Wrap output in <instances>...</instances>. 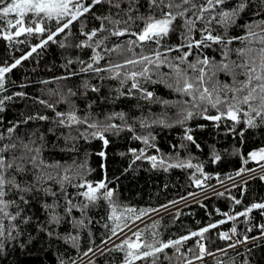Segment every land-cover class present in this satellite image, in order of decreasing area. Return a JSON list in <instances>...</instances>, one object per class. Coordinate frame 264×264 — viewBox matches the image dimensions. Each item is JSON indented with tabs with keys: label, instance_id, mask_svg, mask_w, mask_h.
<instances>
[{
	"label": "snow or ice",
	"instance_id": "1",
	"mask_svg": "<svg viewBox=\"0 0 264 264\" xmlns=\"http://www.w3.org/2000/svg\"><path fill=\"white\" fill-rule=\"evenodd\" d=\"M89 16L99 21V27L87 29L86 20ZM241 20L245 22L240 23ZM0 21L6 23L0 31L6 40L11 41L21 35L41 37L40 43L32 46L30 51L10 66H0V92L6 90L7 73L21 65L37 49L45 48L52 42L59 43L61 48L74 46L78 49H91L92 55L88 61L68 59L67 65L79 63L81 73L91 72L98 76L100 73H107L99 78L119 81L116 99L125 97L137 101L134 107L141 112L139 116L114 111L104 113L101 118L93 111L94 101L88 103L87 110L81 113L71 99L76 96L71 89L66 94L60 93V98L55 103L39 100V103L54 113V117L37 114L29 116L24 123L31 120L51 121L52 126L47 129V133L55 141H63V146L59 148L62 153L77 152L79 141L90 143L92 140H100L107 148L110 143L109 134L119 136L122 132L133 133V139L141 141L146 148H155V136L150 129L171 128L177 124L185 127L183 139L199 149L200 144L194 139L192 129L186 126L187 121L196 115L215 122L217 128L222 120L227 119L232 122L228 131L241 137L247 129L264 127V0H0ZM76 23L80 24L79 34L84 39L75 45L56 39L63 33L66 40L72 35V28ZM198 24L203 27L198 29ZM236 28L243 29L244 34L231 35ZM11 29L15 31H10ZM196 31L200 32L199 40L195 39ZM173 33L179 34L181 43L166 45V38ZM124 37L127 39L121 41ZM112 38H116L117 42L109 46ZM237 42L240 46L234 47ZM213 45L221 57L219 61L207 55H198L195 62L188 60L193 48L200 50L212 48ZM185 48L188 51H184ZM136 49L140 51L137 52ZM172 52L182 55L171 57L169 54ZM113 53L122 59L113 61ZM101 61H106V64L101 66ZM164 68L168 71H162ZM221 73L230 77L231 83L221 82ZM129 82L130 87H126ZM145 84H161L183 99H162L154 91L144 87ZM84 87L86 90L90 88L92 92H100L98 86L90 87L85 83ZM11 99V96L0 99V112L4 111L5 101ZM141 101L149 105L159 104L164 109L176 108L177 118L172 120L167 111L160 114L149 111L148 115H144ZM61 102L68 105L67 111L56 110V104ZM209 108L215 109L217 114L208 115ZM137 124L141 129L148 130L146 134H136ZM240 124L245 125V128L237 132L236 126ZM18 127V124L9 127L7 136L0 133V259L7 258L17 245L21 248L26 246L21 242V237L33 225L37 236L28 233L27 244L41 237L49 244L56 241L78 250L80 234L93 223L88 216L89 209L104 200L110 208L107 219L111 222L104 227L111 235L101 241L105 249L97 246L96 251L101 255L105 250H119L124 253L122 264H136L137 261L158 264L161 254L165 259H171L166 249L172 248L175 253L184 256L181 252L182 245L198 237V251L194 252V259L202 261L206 255H216L202 242L206 239L205 233L228 220H235L236 216H247L253 209H264V203H253L236 215L223 213L227 220L208 224L178 239L157 240L156 233H152L151 242L142 241L141 230L134 229L127 221L134 217V224L135 220L148 215L150 211H157L156 209L120 208L114 200L115 189L108 186L111 181L93 183L86 178L91 171L87 168L86 161L77 163L73 160L68 163L55 159L49 149L56 150L57 143L50 141L48 135L38 130L32 131L27 137L15 135ZM180 147L186 145L181 144ZM146 148L130 149L135 157L133 163L135 160H147L153 169L160 168L164 171L171 168H194L196 173L203 176L201 180L193 175V182L198 187L211 179L204 173L203 165H194L191 158L180 159L178 155L149 156L146 155ZM156 151L159 153L158 148ZM97 155L106 159L104 151ZM213 157L214 162L220 160L214 149ZM249 160L257 163L264 161V148L250 152L248 158L244 159V164ZM260 167L264 169V164H260ZM245 171L255 172V169L241 168L236 175L240 176ZM260 179L264 180V175ZM69 188L75 191L70 193ZM233 199L235 204L241 203V200ZM37 210L43 219L37 216ZM65 225L69 230L60 231ZM259 227V237L245 235L243 239L229 243L227 247L235 249L239 244H247L250 240L264 239V225ZM124 228L131 232L135 240L124 232ZM230 231L232 235L237 233L235 226ZM247 231L251 232L252 228ZM88 236H92L91 231ZM113 237L121 242H113V248H107ZM219 238L230 241L232 236L228 232H221ZM96 251L89 247L78 257L80 264H84V257H88L89 253L95 255ZM189 251L193 252L192 249ZM217 251L227 254V248ZM177 259L179 260V256ZM57 264H77V259H65L60 255L57 257ZM87 264L94 262L89 259ZM186 264H193V261L187 259ZM217 264H223V261L217 260ZM244 264H248V261L245 260Z\"/></svg>",
	"mask_w": 264,
	"mask_h": 264
},
{
	"label": "trees",
	"instance_id": "2",
	"mask_svg": "<svg viewBox=\"0 0 264 264\" xmlns=\"http://www.w3.org/2000/svg\"><path fill=\"white\" fill-rule=\"evenodd\" d=\"M99 14V13H97ZM13 18V17H9ZM241 20L240 23H244ZM87 29L99 27V21L94 20L89 16L86 20ZM6 23L0 21V31L4 29ZM202 24H198L197 28H202ZM80 24H74L72 35L65 40V34H60L56 39L63 41L66 44L75 45L80 40L84 39L79 34ZM10 31H15L11 29ZM219 31V29H218ZM231 35H243L244 30L241 28L234 29ZM195 39H200V32L194 33ZM127 37L121 38L122 40ZM41 37L21 35L14 37L11 41L3 38L0 34V66H10L14 61L31 50V47L40 43ZM116 38H112L109 46L116 43ZM166 45L175 46L181 43L178 33H173L165 41ZM234 47L240 46L235 43ZM155 47V45H152ZM137 52L140 49H136ZM184 51H188L187 48ZM192 54L188 60L195 62L198 55H207L214 57L217 61L221 59L216 46L212 48H203L191 50ZM92 55L91 49H78L73 47L61 48L59 43L49 44L45 48L37 49L27 60L22 61L21 65L17 66L10 73L6 74L5 91L0 92V99L5 96H11L13 99L6 100L3 107L4 111L0 112V133L7 136V129L13 124H18L19 127L15 135L27 137L32 131L43 132L49 136V140L57 143L56 150L52 151V156L68 163L75 160L77 163L85 162L90 173L87 179L93 183L99 181H111L109 188L116 191L114 200L120 206L132 207L139 209H160L165 205L172 204L173 201H181L183 198L196 194L197 192L218 185L229 180V177H235L236 173L241 168L255 169L262 162L249 160L244 164V159L248 158V154L254 150L264 148V127L255 129H247L243 137L238 134H233L228 131L232 122L225 119L220 122L219 128L215 126V122L205 120L202 116L196 115L193 119L187 121L186 126L192 129V135L200 148L197 149L193 144L183 139L185 135V127L179 124L171 128L153 127L150 129L155 136V148L147 147L141 141L133 139V133L122 132L119 136L109 134L110 143L107 148L104 147L100 140H92L90 143L79 141V150L75 153L60 152L59 148L63 146V141H55L48 133L47 129L52 126L51 121L31 120L27 123L29 116L37 114L47 115L50 118L54 117V113L46 108L39 100H45L49 103H55L60 98V93H67L69 89L76 93V96L71 97L72 101L81 110V113L87 110L86 105L91 102L93 111L99 114L102 118L104 113L125 111L130 115L139 116L141 112L134 106L137 103L125 97L116 99V90L120 88L119 81L104 79L99 76H106L107 73H100L99 76L95 73H81L79 63H74L71 66L67 65L68 59L76 60L77 58L88 61ZM171 57L182 55L179 52H172ZM235 58V57H233ZM111 59L116 61L122 59L112 54ZM106 61H101L100 65L104 66ZM162 71L167 72L164 68ZM76 72V75H71ZM191 74V73H189ZM68 77L67 79H60ZM242 78V77H241ZM221 82L231 83V78L221 73L219 75ZM47 81V83H45ZM100 87V92H92L90 88L85 89L84 84ZM126 87H130V82ZM144 87L150 91H154L157 96L169 101H178L183 99L179 94L167 89L161 84H145ZM87 91V95L85 92ZM16 93H24V96L15 95ZM106 98V99H105ZM143 104V114L148 115L149 111L154 114H160L167 111V115L175 120L176 108L164 109L159 104ZM68 105L61 102L56 104L57 111H67ZM208 115H216V110L209 108ZM237 132L245 128V125H237ZM148 130L141 129L136 125V134H146ZM181 144L186 147H180ZM175 145V148L173 147ZM146 155H164L178 157L180 159H189L195 164H202L204 173L208 174L211 179L204 182L203 185L197 186L193 182V175L196 178L203 180L200 173H196L195 169L171 168L168 171L163 169H153L147 160H133L134 155L130 149H145ZM159 149V153L156 149ZM213 149L220 156L219 161L214 162ZM104 151L106 159L97 155ZM124 153V155H121ZM127 170V171H126ZM75 190L69 188L72 193ZM202 200L191 203L175 212L166 214L153 223L147 225L142 230V241L153 240L152 233H156L155 239L167 241L175 240L181 236L188 235L193 231L207 226L211 223H217L220 220H227L223 213L236 215L243 212L253 203H264V180L260 176L246 180L242 185L225 189ZM241 200L240 204H235L234 199ZM219 210V211H217ZM150 211L148 214H150ZM264 209H253L249 214L254 219L255 227L251 232L243 230V223L246 216H236L235 220H228L224 224H220L217 228L205 233L206 239L202 242L206 245L209 251L215 253V256H210L207 259H194V252L198 251L196 240L194 237L186 241L181 252L184 256L175 253L172 248L166 249V253L171 259H165L161 254L158 264H183L187 259H191L193 264H217V260L223 261V264H244L245 260L248 264H264V239L255 240L242 247L231 249L228 248L229 241L219 238V233L228 232L233 226L237 229L239 239H243L245 235L249 237H259L261 235L260 225H264ZM110 214L108 203L104 200L98 202L97 206L90 208L88 216L93 223L88 229H85L80 234L79 249L65 245L60 242L53 241L51 244L46 239L37 237L31 244H27L28 233L37 236L33 227L27 229L25 235L21 237V242L26 246L21 248L17 245L11 250L10 255L5 259H0V264H57V257L63 255L65 259H78L89 247L96 249L100 246L101 241L111 235L110 231L104 227L105 224H111L107 217ZM37 216H41L37 210ZM147 216V215H145ZM144 216V217H145ZM41 219L43 217L41 216ZM134 217L127 221L132 223ZM68 226L65 225L60 229L62 232H67ZM91 231L92 236H88ZM94 241V243H93ZM113 248V247H112ZM227 248V254L217 251L218 249ZM192 249L193 252H190ZM249 249L251 251H249ZM179 256V260L177 257ZM207 256V255H206ZM124 253L119 250H106L103 255H98L92 261L94 264H122ZM186 257V258H185ZM136 264H143L137 261Z\"/></svg>",
	"mask_w": 264,
	"mask_h": 264
},
{
	"label": "rangeland",
	"instance_id": "3",
	"mask_svg": "<svg viewBox=\"0 0 264 264\" xmlns=\"http://www.w3.org/2000/svg\"><path fill=\"white\" fill-rule=\"evenodd\" d=\"M261 162H262V164H264V161H261ZM261 175H264V169H261V167H260V165H259L257 168H255V172H247V171H245V172H243L240 176H237V175H236V176L233 177L232 179H229V180L226 181V182H228V181L233 180V179L236 178V177H239L240 179H239L237 182L233 183V184H228V183H226V182H223V183H220V184L215 185V186H212V187H207V188H205V189H203V190L197 192L196 194H193V195L188 196V199H187L186 201H184L183 204L177 205L176 208H174L173 210H170V211L166 212L165 214H162V213H163V212H162V213L158 214L157 216L153 217L152 219H150V220H149L148 222H146L145 224H143V225H141V226H139V227H136L135 229H139V230H141V232H142V230H143L147 225L153 223L156 219H158V218H160V217H162V216H164V215H166V214H169V213L175 212V211H177V210H179V209H181V208H183V207H185V206H187V205H189V204H191V203H194V202L199 201V200H202V199H204V198H206V197H209V196H212V195H214V194H217L218 192H221V191H223V190H225V189H228V188H234V187L240 186V185H242L246 180H248V179H250V178H252V177H255V176H261ZM225 183H226V184H225ZM223 186H224V187H223ZM220 187H223V188H220ZM215 190H216V191H215ZM181 201H182V200H181ZM178 202H180V201H178ZM172 204H174V203H172ZM170 205H171V204H170ZM156 212H157V211H156ZM156 212H154V213H156ZM164 212H165V211H164ZM151 213H153V212H151ZM151 213H150V214H151ZM148 215H149V214H148ZM142 218H144V216H143ZM142 218H141V219H142ZM139 220H140V219H139ZM137 221H138V220H135V222H137ZM131 224H133V222L130 223V225H131ZM128 235L131 236L133 240H135V237L132 236L131 232L128 233ZM141 239H142V235H141ZM114 242H115V244H119L121 241H120V239H118V240H115ZM112 244H113V241H110V242L108 243V245H109V246L111 245V246L108 247V248H112V247H113Z\"/></svg>",
	"mask_w": 264,
	"mask_h": 264
},
{
	"label": "built area",
	"instance_id": "4",
	"mask_svg": "<svg viewBox=\"0 0 264 264\" xmlns=\"http://www.w3.org/2000/svg\"><path fill=\"white\" fill-rule=\"evenodd\" d=\"M226 184V183H225ZM224 187V186H223ZM223 187H220V188H223ZM216 191V190H215ZM188 199V197H186V199H183L182 201L180 202H177V203H174V204H171V205H166L167 207H162L160 209H158L157 211L159 210H162V209H167L165 212H163L162 214H165L166 212L170 211V210H173L174 208H176L177 205H180V204H183L184 201H186ZM156 212V211H154ZM153 212V213H154ZM255 227V223H254V219L253 217L251 216V214H248L244 220V223H243V230L244 231H247L248 228H252V230L254 229ZM127 229V228H124V230ZM231 230V229H230ZM228 231L229 235L232 236V239L229 241L231 243H234L236 240L239 239L238 237V234L236 233L235 235H232L231 231ZM255 240H250L247 244H249L250 242H253ZM247 244H239L236 248H239V247H242L244 245H247ZM113 245V244H112ZM111 246V245H110ZM109 245H107V248L110 247ZM99 248L101 249H105V245L101 244L99 246ZM235 248V249H236ZM97 249V248H96ZM96 249H94V251H96ZM233 249V248H231ZM106 251V250H105ZM104 251V252H105ZM98 255H100V252L99 251H96V254L93 255L92 253H89V256L88 257H84V264H87L88 260L91 259L93 260L95 257H97ZM210 256H205L203 259H207L209 258ZM77 264H80V261L77 260ZM183 264H186V263H183Z\"/></svg>",
	"mask_w": 264,
	"mask_h": 264
},
{
	"label": "bare ground",
	"instance_id": "5",
	"mask_svg": "<svg viewBox=\"0 0 264 264\" xmlns=\"http://www.w3.org/2000/svg\"><path fill=\"white\" fill-rule=\"evenodd\" d=\"M239 179H240L239 177H236V178H234L233 180L228 181L227 183H228V184H233V183L237 182ZM166 210H167V209H162V210L157 211L156 213H151V214L145 216L144 218L138 220L137 222H134V224H131V225H132L133 228L135 229L136 227H139V226L145 224V223L148 222L150 219H152L153 217L157 216L158 214H160V213H162V212H164V211H166ZM124 232L130 233V232H128V229H125ZM115 240H118V238H117V237H113V238H112V241L114 242Z\"/></svg>",
	"mask_w": 264,
	"mask_h": 264
},
{
	"label": "water",
	"instance_id": "6",
	"mask_svg": "<svg viewBox=\"0 0 264 264\" xmlns=\"http://www.w3.org/2000/svg\"><path fill=\"white\" fill-rule=\"evenodd\" d=\"M227 183V182H226Z\"/></svg>",
	"mask_w": 264,
	"mask_h": 264
}]
</instances>
